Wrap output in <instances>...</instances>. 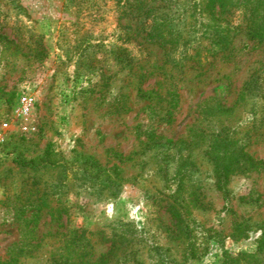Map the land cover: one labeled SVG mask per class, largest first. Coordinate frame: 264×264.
<instances>
[{
    "label": "rangeland",
    "instance_id": "obj_1",
    "mask_svg": "<svg viewBox=\"0 0 264 264\" xmlns=\"http://www.w3.org/2000/svg\"><path fill=\"white\" fill-rule=\"evenodd\" d=\"M241 2L217 6L238 32L228 48L188 58L190 47L149 41L116 0L80 13L70 0H0V264H220L224 250L256 252L264 170L226 181L206 153L222 132L264 161V39L248 35ZM250 18L264 23V3ZM24 92L28 117L16 111ZM190 141L194 164L176 177L173 154ZM164 200H177L192 236ZM113 232L129 240L113 245Z\"/></svg>",
    "mask_w": 264,
    "mask_h": 264
},
{
    "label": "trees",
    "instance_id": "obj_2",
    "mask_svg": "<svg viewBox=\"0 0 264 264\" xmlns=\"http://www.w3.org/2000/svg\"><path fill=\"white\" fill-rule=\"evenodd\" d=\"M158 1H161V3L157 4ZM184 1L185 0H116L122 15H131L140 21L144 30L147 32V39L149 41L157 43H170L173 41L175 44L171 45L170 43L169 46H176L174 47L175 51H179L182 46L183 49H189L190 47V49L195 52L193 55L191 53L189 55L188 53V58L199 55L200 48L202 47L212 54L227 49L238 32L234 27L223 25L221 22L223 18H218L216 16V11L217 6L221 8V11H229L228 4H230V0H191L188 5L182 7V2ZM70 2L76 5L79 13L86 9L90 11L94 10L93 6L99 4V0H70ZM241 3L245 11L247 24L244 27L248 35L263 40L264 23H258V20L250 18V14L254 15L257 13L258 8L264 3V0H242ZM208 11L210 12L209 19L206 18ZM181 12L183 13L182 15ZM204 40L207 41V45H204ZM183 53L186 54L185 50H183ZM212 137L213 142L207 147L206 153L213 158L216 171L222 174L226 181L234 172L246 173L252 170H264V161L257 160L252 155L246 153L237 140L233 139V142L227 141V138L222 136V132L214 134ZM171 142L173 141L169 143ZM193 144L194 143L191 141L188 144L183 143L177 150L178 155L173 154L174 158H179L177 160L179 165L175 172L176 177L188 174V172L185 171L188 168L187 166L194 164V162L191 161L192 157H190V155L189 157L184 156L182 151L184 146L188 147V149H191V147L193 149V146H195ZM18 162L34 170H38L41 165L26 160ZM166 169L170 170L169 165L165 167V172L167 173L168 170L166 171ZM181 183L182 180L180 184ZM164 201L163 206L170 212L180 230L185 231V234L188 236H192L194 228L191 227L189 222L185 225V219L177 200ZM52 214L56 215V213ZM240 232H245V229L241 228ZM104 238H107L108 241H112L113 245L119 242L120 244L118 247L127 239L126 235L119 233L114 234V232L110 236L104 233ZM261 253H264V225L262 226L261 238L258 240L255 253L241 252L237 256H232L227 250H224L220 264H242V260L246 259L256 262L258 261L256 259L258 254Z\"/></svg>",
    "mask_w": 264,
    "mask_h": 264
},
{
    "label": "built area",
    "instance_id": "obj_3",
    "mask_svg": "<svg viewBox=\"0 0 264 264\" xmlns=\"http://www.w3.org/2000/svg\"><path fill=\"white\" fill-rule=\"evenodd\" d=\"M35 106V97L33 94L24 92L17 98V113L22 117H28L31 115ZM8 124H4L7 126Z\"/></svg>",
    "mask_w": 264,
    "mask_h": 264
}]
</instances>
